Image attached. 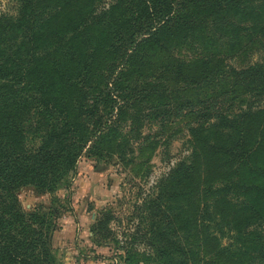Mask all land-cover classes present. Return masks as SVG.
I'll return each mask as SVG.
<instances>
[{"label":"trees","instance_id":"trees-1","mask_svg":"<svg viewBox=\"0 0 264 264\" xmlns=\"http://www.w3.org/2000/svg\"><path fill=\"white\" fill-rule=\"evenodd\" d=\"M10 1L15 11L0 14V264H63L52 235L66 209L53 194L80 158L127 165L146 143L167 150L182 119L248 179L169 205L174 180L178 199L187 194L192 149L133 205L124 242L110 208L92 241L112 242L125 264H264V0ZM26 187L51 200L26 210Z\"/></svg>","mask_w":264,"mask_h":264},{"label":"rangeland","instance_id":"rangeland-1","mask_svg":"<svg viewBox=\"0 0 264 264\" xmlns=\"http://www.w3.org/2000/svg\"><path fill=\"white\" fill-rule=\"evenodd\" d=\"M15 4L10 0H0V14L13 13ZM254 59L256 56H253ZM239 66L241 60L231 62ZM264 108V100L262 102ZM186 119L177 121L169 128L175 130V139L167 150L162 144L149 142L142 149L136 148L129 164L122 163L116 156L112 159L98 160L82 156L76 165V172L70 177V185L61 187L53 194L58 197L65 207L57 221V230L52 235V244L58 260L63 264H125L121 259V252L111 243L96 245L91 238V225L95 217L102 218V211L110 208L115 219L109 223L119 241L124 242L137 219L130 220L133 205L142 201L149 194L157 180L174 166L178 158L188 155L191 150L195 156L190 159L193 163L192 178L185 180L183 188L186 196L179 198L182 184L174 180L178 194L172 196L168 202L175 206L178 202H187L197 199L192 196L193 189L203 191L210 184H218L221 180L232 175H239L240 180H247V170L235 164L226 162L223 156L212 155L202 142L190 137L185 127ZM149 123L144 124V134L154 132ZM129 157H132L130 155ZM238 168V174L235 170ZM20 200L26 210L38 202H49L52 195L35 194L30 187L23 188L19 193ZM197 201L195 202V205ZM227 242V240H224Z\"/></svg>","mask_w":264,"mask_h":264}]
</instances>
